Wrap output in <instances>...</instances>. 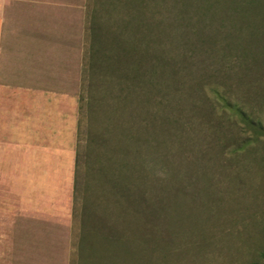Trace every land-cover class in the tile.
Wrapping results in <instances>:
<instances>
[{
    "label": "rangeland",
    "instance_id": "rangeland-1",
    "mask_svg": "<svg viewBox=\"0 0 264 264\" xmlns=\"http://www.w3.org/2000/svg\"><path fill=\"white\" fill-rule=\"evenodd\" d=\"M85 4L0 0L3 41L44 45L52 77L62 75L69 92L66 100L52 93L59 129L28 139V131L0 123V264H264V62L225 63L229 90L221 60L168 45L171 65L193 90L166 84L155 93L161 105L148 93H128L125 121L114 115L116 100L96 93L105 100L86 124L114 140L101 152L91 147L92 163L105 172L84 170L81 202L92 216L81 207L73 217ZM172 34L179 43L182 33ZM155 113L171 120L155 125ZM120 123L123 139L113 129ZM124 163L130 194L109 182ZM93 225L94 247L82 249ZM107 233L117 242L105 243Z\"/></svg>",
    "mask_w": 264,
    "mask_h": 264
},
{
    "label": "trees",
    "instance_id": "trees-1",
    "mask_svg": "<svg viewBox=\"0 0 264 264\" xmlns=\"http://www.w3.org/2000/svg\"><path fill=\"white\" fill-rule=\"evenodd\" d=\"M216 17L221 18L218 21ZM174 31L182 33L179 43L172 34ZM168 45H176L178 50H184L188 45L199 47L204 55L221 60L226 70L220 76L230 90L228 73L231 70L224 67L225 63L249 62L247 64L251 65L264 62V0H86L73 182L74 218L81 207L88 211V218L92 216L81 202L84 170L94 171L97 176L105 172L103 165L92 163V148L101 152L103 146L114 140L86 124L90 117L96 116L95 109L105 100L96 93H107L109 98L116 100L118 106L114 115L120 114L125 121L128 93H148L150 103L161 105L164 100L155 93H160L169 84L177 86L179 92L193 90L185 77L179 75L181 69L171 65V57L165 50ZM216 76L207 74V78ZM205 81L206 75L201 84ZM211 90L221 93L214 87ZM219 101L224 99L219 98ZM225 105V108L229 107V104ZM233 111L242 115L237 106ZM160 117L159 113L152 114V122L160 125V121L171 120L168 116ZM113 129L119 132L120 139L124 138L126 130L121 123ZM155 143L160 146L158 141ZM118 151L124 152V148L119 146ZM116 165L119 175H113L117 178L109 180L111 188L118 193H131V181L123 179L128 166L125 163ZM85 226L84 223V231ZM95 226L84 233L82 249L83 244H89L90 237H96ZM110 226L105 224L108 230ZM112 237L113 234L107 233L105 243L117 242L111 240ZM93 244L91 242L90 247H94Z\"/></svg>",
    "mask_w": 264,
    "mask_h": 264
},
{
    "label": "crops",
    "instance_id": "crops-1",
    "mask_svg": "<svg viewBox=\"0 0 264 264\" xmlns=\"http://www.w3.org/2000/svg\"><path fill=\"white\" fill-rule=\"evenodd\" d=\"M3 22L0 15V123L7 119L10 126L28 131V139L38 137L32 131L59 129L52 124V93L66 100L62 75L52 77L44 45L4 42Z\"/></svg>",
    "mask_w": 264,
    "mask_h": 264
}]
</instances>
